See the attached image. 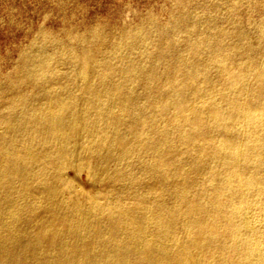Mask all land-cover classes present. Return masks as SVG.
I'll return each mask as SVG.
<instances>
[{"label":"bare ground","instance_id":"6f19581e","mask_svg":"<svg viewBox=\"0 0 264 264\" xmlns=\"http://www.w3.org/2000/svg\"><path fill=\"white\" fill-rule=\"evenodd\" d=\"M190 2L5 76L0 264H264V0Z\"/></svg>","mask_w":264,"mask_h":264},{"label":"rangeland","instance_id":"374dc122","mask_svg":"<svg viewBox=\"0 0 264 264\" xmlns=\"http://www.w3.org/2000/svg\"><path fill=\"white\" fill-rule=\"evenodd\" d=\"M175 1L0 0V87H5V76L16 73L24 51L45 43L40 39L42 34L46 35L45 44L50 50L59 41L74 42L72 37L84 34L91 27L114 36L148 18L156 20L157 24L167 25L171 12L175 10ZM191 1L190 6L194 7L198 4L196 2L203 0ZM241 20L247 28L258 22L264 23V2L258 9L242 12ZM72 173L68 171L67 176L72 177ZM79 179L86 183L84 173L79 175ZM107 187V184H102L99 188L104 190Z\"/></svg>","mask_w":264,"mask_h":264}]
</instances>
